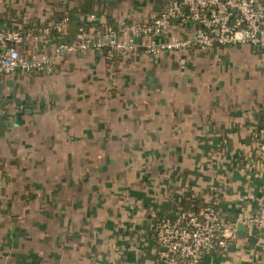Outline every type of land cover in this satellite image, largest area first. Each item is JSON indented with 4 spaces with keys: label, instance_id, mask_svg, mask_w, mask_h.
<instances>
[{
    "label": "crops",
    "instance_id": "0c3cea01",
    "mask_svg": "<svg viewBox=\"0 0 264 264\" xmlns=\"http://www.w3.org/2000/svg\"><path fill=\"white\" fill-rule=\"evenodd\" d=\"M172 1L0 0V23H61L17 45L42 53L77 40L81 23L97 36ZM199 26L175 23L170 34ZM263 125L264 45L139 48L115 60L90 48L65 51L51 70L0 73V264H178L156 224L211 197L238 236L200 264H264L253 138Z\"/></svg>",
    "mask_w": 264,
    "mask_h": 264
},
{
    "label": "built area",
    "instance_id": "2783aa9c",
    "mask_svg": "<svg viewBox=\"0 0 264 264\" xmlns=\"http://www.w3.org/2000/svg\"><path fill=\"white\" fill-rule=\"evenodd\" d=\"M68 20V16L63 18ZM195 21L199 28L190 36L170 34L175 23ZM61 23L33 24L28 32L36 38L52 35ZM27 31V30H26ZM26 31L0 24V73L18 68L26 71L51 70L65 51H87L109 46L108 56H121L143 48L157 53L169 49H186L194 45L211 48L218 44L251 43L264 45V0H173L158 14L141 22L122 20L119 28L102 27L98 35H89L80 27V37L72 42L60 39L48 52L24 54L17 52ZM166 34V38L157 37ZM258 157L264 159V125L254 132ZM264 197V196H263ZM264 199V198H263ZM257 221H261L256 216ZM216 207L215 197L199 210L182 208L175 218H162L156 224V239L163 253L178 264H200L210 247H225L238 236L236 223L225 224Z\"/></svg>",
    "mask_w": 264,
    "mask_h": 264
},
{
    "label": "trees",
    "instance_id": "16d2710c",
    "mask_svg": "<svg viewBox=\"0 0 264 264\" xmlns=\"http://www.w3.org/2000/svg\"><path fill=\"white\" fill-rule=\"evenodd\" d=\"M67 15H68V14H65V15L63 14L61 17L64 18V17L67 16ZM68 16H69V15H68ZM68 19H69V17H68ZM0 24H2V23H0ZM36 24L38 25V23H36ZM32 25H33V24H29V25L27 24L26 27H22L21 24L18 25V23L16 24V23H14L12 20H11V21L9 20L7 25H3V24H2V26H4V27H8V28H11V27H12V28H21V29L24 30V31L28 30V28H30ZM79 26H80V27H84V28L86 27V25L83 26L82 23L79 24ZM88 26H89V25H87V27H88ZM87 27H86V28H87ZM111 27H113V28H115V29H118V28H119V25L117 24V25H114V26H111ZM55 31H56V29L52 30V33H56V32H57V31H56V32H55ZM52 35H53V34H52ZM109 48H110L109 46H104V47L102 48L103 53L107 56L108 59H110V60H113V59H114V60H115L117 57L121 56L118 52H116V54H115L113 57H109V56H108V50H109Z\"/></svg>",
    "mask_w": 264,
    "mask_h": 264
},
{
    "label": "rangeland",
    "instance_id": "374dc122",
    "mask_svg": "<svg viewBox=\"0 0 264 264\" xmlns=\"http://www.w3.org/2000/svg\"><path fill=\"white\" fill-rule=\"evenodd\" d=\"M190 48V47H189Z\"/></svg>",
    "mask_w": 264,
    "mask_h": 264
}]
</instances>
